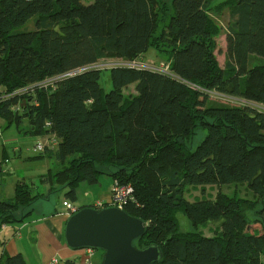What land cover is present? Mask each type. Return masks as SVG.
<instances>
[{"label": "trees", "instance_id": "1", "mask_svg": "<svg viewBox=\"0 0 264 264\" xmlns=\"http://www.w3.org/2000/svg\"><path fill=\"white\" fill-rule=\"evenodd\" d=\"M212 1L173 0L158 37L159 0H0V87L7 93L89 67L54 88L0 100V117L12 126L19 115V132L60 139L52 157L63 165L40 179L51 193L62 187L74 203L79 185L101 176L130 187L124 210L149 224L135 245L159 246L157 264H264V0H232L224 69L214 54ZM32 19L34 28L22 30ZM161 43L170 47V73L117 65L107 91L102 71L90 67L106 58L134 62ZM131 85L136 93L126 96ZM211 92L258 106L208 105ZM201 129L207 135L194 147ZM227 184H247L256 199L222 192L186 198L190 187ZM49 195L18 183L14 200L0 201V229L23 223ZM179 213L194 226L220 221L221 235L181 234ZM0 264L26 263L17 254Z\"/></svg>", "mask_w": 264, "mask_h": 264}, {"label": "rangeland", "instance_id": "2", "mask_svg": "<svg viewBox=\"0 0 264 264\" xmlns=\"http://www.w3.org/2000/svg\"><path fill=\"white\" fill-rule=\"evenodd\" d=\"M84 4H90L94 0H82ZM173 0H159V13H160V26L157 33V36L160 37L161 33L167 27L169 20L173 14L172 8ZM231 7L232 0H213L208 5V15L212 20V28L214 32L213 36V45H214V54L221 68H226L227 66V44H226V33L229 22L231 21ZM35 26V20H30L25 26H23L22 30H32ZM170 61V47L165 45V43L155 44L144 56H140L134 61L138 65H146V66H159L161 63L169 64ZM261 63V60L256 57L254 60L255 64ZM130 64L128 61H123L119 59H103L96 64L91 65L90 67L96 68L102 71V85L103 87L109 91L111 89L110 79L108 72L112 67L117 65H125ZM135 85H131L130 87L124 89V94L129 96L130 94L135 95ZM9 93L0 87V100H4L9 98ZM208 105H217L224 104L228 106L235 105H244L246 103H232L228 100H224L218 98L214 94L208 97ZM13 125L5 132V137L8 136L9 132H13L15 136L18 137L19 145L22 148V159H12L9 164V172L3 175L0 172V196L9 197V195L14 194V185L16 179L19 176L24 175L27 179H34L40 175V173H44L47 169H52L56 171L60 168V164L55 158H53V154L57 153L59 148L60 140L50 139V145L46 150L42 153V156L34 150V147L39 142V138L37 140L31 136L25 135V133H19V130L16 128L14 122ZM22 131H25L29 128L28 119L24 118L23 123L20 126ZM207 135V130H199L194 139V147L199 145L201 141ZM53 136V135H52ZM51 137V136H48ZM41 156V157H40ZM63 165V164H61ZM29 183V180H26ZM114 181L111 177L101 176L100 180L96 184H82V189H80L81 195H79V199L76 202L72 203L68 201L65 197V193L67 190L56 191L51 195L50 204L46 207L48 209H55L57 206H62L63 202L67 200L73 206L82 207L84 205H89V201H94L95 196L101 191L105 192L108 190L112 191ZM225 193L231 196H237L242 199H256V195L248 188L247 184H227L222 186H198V187H190L186 192V198L190 201L201 200V199H212L219 193ZM79 193V194H80ZM38 204V203H36ZM37 206V205H36ZM178 224H179V232L181 234H196L203 235L207 237H214L221 235V222L220 221H212L205 223L200 226H194L191 221L186 217L184 213L178 214ZM28 222V221H26ZM24 232V231H22ZM104 251L95 250V256L92 258V263L101 264L104 258ZM66 260H61L59 264H65ZM79 261V259H78ZM81 261V260H80Z\"/></svg>", "mask_w": 264, "mask_h": 264}, {"label": "crops", "instance_id": "3", "mask_svg": "<svg viewBox=\"0 0 264 264\" xmlns=\"http://www.w3.org/2000/svg\"><path fill=\"white\" fill-rule=\"evenodd\" d=\"M10 127V123L0 117V172L3 174L1 176L2 179L4 178V174L9 172L10 161L12 159H22L23 157L18 137L15 136L13 132H9L7 137L4 135V131L6 132ZM19 133L21 136V132ZM33 138L37 140V138L41 139L42 137ZM49 170L52 169H47L44 173H40L34 181H32L33 179H27L24 175L19 176L14 185V194H10L8 198L5 197V195L2 197L0 196V201H13L18 183L27 184L33 189L35 194H50L46 196V198L38 199L33 203V213L23 223L4 225L0 229V262L7 256H15L17 254L22 255L26 264H50L51 260L54 258L59 261L79 259L78 262H80V260H82L85 253L84 250H71L65 242L64 232L68 216L65 214L63 204L67 200L63 202L62 206H57L55 209L50 210L46 207L50 204L51 195L56 191L62 190V187H58L56 191L51 193L49 185H43L41 183V177L47 174ZM26 180H29V183L26 182ZM82 184L84 185L86 183H81L79 185L77 189V199H79V195H81L80 189L83 187L81 186ZM111 198V190L105 192L100 191L95 196L94 201L88 202L89 205H84L82 207L75 205V207L80 209L94 206L96 202L109 203ZM18 230L20 232L19 235L16 234Z\"/></svg>", "mask_w": 264, "mask_h": 264}, {"label": "water", "instance_id": "4", "mask_svg": "<svg viewBox=\"0 0 264 264\" xmlns=\"http://www.w3.org/2000/svg\"><path fill=\"white\" fill-rule=\"evenodd\" d=\"M19 115L15 126L19 129ZM149 224L117 206L79 209L65 224V242L71 250H102L101 264H157L163 257L159 246L138 248L135 242L147 232Z\"/></svg>", "mask_w": 264, "mask_h": 264}, {"label": "built area", "instance_id": "5", "mask_svg": "<svg viewBox=\"0 0 264 264\" xmlns=\"http://www.w3.org/2000/svg\"><path fill=\"white\" fill-rule=\"evenodd\" d=\"M130 64H125V65H129L132 67H142V68H151L157 71H161L163 73H170V67L169 64L166 63H161L159 64V66H146V65H138L135 62H129ZM89 69V67H82V68H78L76 70H72L66 74L63 75H58L52 78H48L46 80H44L43 82L37 83L35 85L29 86L27 88L24 89H19L17 91H15L13 94H10L9 97L14 96V95H23L28 91H32L35 86L36 87H40V88H51V87H55V83L63 78L66 77H72L75 76L85 70ZM214 94L215 96H217L218 98L224 99V100H228L232 103H246V104H251V105H255L253 103H249L243 99H239L236 97H232V96H227L224 94H220L217 92H211V95ZM245 105V104H244ZM255 106H258L257 104ZM15 110H20L19 107H16ZM49 125V124H48ZM51 136V137H48ZM50 139H57L56 135H47L42 137L39 142L36 144V146L34 147V150L37 151L39 154L43 153L46 148H48V146L50 145ZM132 189L130 187L121 185L119 183L118 180L114 181L113 184V188H112V198L111 201L109 203H103V202H96L95 205L93 206L96 209H102L104 207H109V206H117V207H121L124 208V205H126V203L128 202L130 195H131ZM64 209H65V214L68 216V218L75 214L79 209H77L75 206H73L70 202L66 201L63 204ZM17 235L20 234L19 230L16 232ZM84 250V255L82 257V260L79 262V264H93L92 263V258L95 256V250L93 249H83ZM60 261L56 258L52 259L50 264H59Z\"/></svg>", "mask_w": 264, "mask_h": 264}]
</instances>
